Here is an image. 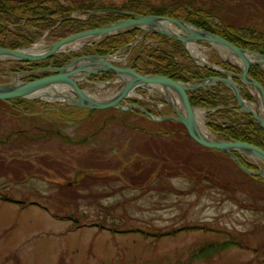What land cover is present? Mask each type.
I'll use <instances>...</instances> for the list:
<instances>
[{
  "label": "rangeland",
  "instance_id": "obj_1",
  "mask_svg": "<svg viewBox=\"0 0 264 264\" xmlns=\"http://www.w3.org/2000/svg\"><path fill=\"white\" fill-rule=\"evenodd\" d=\"M79 1L121 7L127 0ZM149 1L157 5L164 0ZM218 2L227 8L224 14L228 20L264 30V0H205L204 7ZM76 14L85 16L82 12ZM26 29L34 33L35 44L45 46L54 41L40 36L32 27ZM197 46L210 63L223 60L222 47L205 46L203 42ZM66 51L55 56L90 53L94 47L85 44L75 52ZM130 61L126 52L117 56L119 64L129 66ZM21 66L10 59L0 60V83L16 77L26 81L27 75L17 76L16 68ZM96 79L107 81L99 76ZM118 87L119 83L107 84L92 94L97 96L99 91L98 97H107ZM249 89L257 97L249 103L257 106V93ZM149 95L160 98L154 92ZM10 101H0V196L26 199L29 205L0 198V264H264V209L253 212L243 202L251 190L257 193L258 187L250 186L248 177L230 160L208 153L200 154L201 161L198 158L195 163L214 162L219 179L235 184L203 192L192 189L195 176L191 171H196L185 170L183 164L204 149L176 121L154 122L137 112L111 107L107 108L109 114L125 117L124 121L109 117L107 125L94 135L98 113L82 119V115L69 113L65 107L61 108L62 115L44 110L59 107L57 102H49L48 106L30 103L24 111V104ZM162 108L168 112L169 107ZM208 113L209 129L214 119ZM56 130L75 141L87 135L89 139L71 143L52 133ZM173 150L178 160L170 156ZM242 155L263 166L260 160ZM180 164L182 169H175ZM68 183H73L77 192L58 194V185ZM57 211L59 215L53 213ZM69 211L84 218L81 226L73 227L65 217ZM99 223L108 228H100ZM184 226L189 228L160 238L155 235ZM112 227L117 229L115 233ZM227 239L241 247L236 244L223 249L210 259L196 257L202 246Z\"/></svg>",
  "mask_w": 264,
  "mask_h": 264
},
{
  "label": "trees",
  "instance_id": "obj_2",
  "mask_svg": "<svg viewBox=\"0 0 264 264\" xmlns=\"http://www.w3.org/2000/svg\"><path fill=\"white\" fill-rule=\"evenodd\" d=\"M200 1L201 0H199V2ZM204 5L205 0H202L201 4H199L197 0H164L163 3L157 5L149 0H127L121 7H112L110 5L97 6L94 3L80 2L79 0H0V46L17 49L27 47L34 43L36 41L34 33L29 29H26L27 26L34 28V30L37 31L36 33H41L40 36L47 32V37H49V39L57 40L82 30L97 28L124 18L125 16L120 13L107 11L118 10L139 13L142 15H165L181 19L222 36L238 47L264 54V30L250 25H239L232 22L230 19L228 20L224 14L227 12V8L224 4L219 5L218 2L217 5L212 4L208 8L204 7ZM93 10L105 11L99 14H93L85 19L79 18L81 16L76 14L82 12L87 16ZM219 12H222L225 17ZM72 15H76L77 18L70 19L69 17ZM61 19L63 20L59 23ZM141 34L142 30L140 28H133L125 32L105 37L99 42L93 44V52L105 55L108 53H114L119 49L125 50L130 54L131 66L138 72L166 75L183 82H192L210 76H222L221 73L198 65L191 58L185 46L180 41L168 38L165 35L159 33H147L143 42H138L134 45L131 44L137 40ZM148 40H153L155 43H147L146 41ZM217 63L225 69L237 71L229 62L221 60ZM13 64L23 65L16 68L19 71L21 69L31 71L41 67L43 61ZM249 74L264 87V67L253 65L250 67ZM106 76H111V74H106ZM28 77L29 76L26 78ZM235 81L241 86V92L245 99L250 102H255L257 100L256 96L247 90L240 80L235 79ZM189 96L193 106L210 109L208 115L214 120L210 122L209 129L218 137L245 141L264 148V129L256 121L251 119V116L248 113L241 112V114H239V108L228 107V105L236 103V99L225 84L219 82L207 88L189 91ZM14 101L17 102V105L18 103L21 105L24 104L25 107L21 108L23 110L26 109L24 111H28L27 106L30 103L40 102L46 106L49 105L48 103L39 100L25 98H16ZM134 101L137 100L135 99ZM5 102L10 103L11 101ZM137 102L141 103V105H147V102ZM219 106L222 107L218 108ZM212 109L216 110L212 111ZM149 111L152 110L149 109ZM109 112V109H96L90 115L83 118L89 119L92 115L98 113L94 119L95 130L92 134L94 133V135H96L98 131H101L102 127L107 125L109 117H111L110 119H117V121H124L125 117L122 119L120 115L116 114L121 117L117 118L114 117V114H109ZM129 112H137L141 114V111L137 108ZM58 113L62 115L61 111H58ZM108 114L110 116H107ZM218 118L220 121H216ZM100 121L101 123L98 124ZM170 121L171 120L165 122ZM172 122L174 121L172 120ZM179 124L186 129L183 124L177 122V125ZM168 132L170 131H166V133ZM202 148L204 149L202 153H199L198 155L193 154L187 158V161L184 164L182 163L185 170L189 169L190 171H196H191L195 176V187L192 189L198 188L203 192L206 188H219L223 185L233 186L235 184V182L231 183L230 181L229 183H224L219 179L218 172L215 168L217 166L213 165L214 162L206 160L199 162L200 164L195 163L198 158V161H201L200 154H219L230 160L244 177H248L250 186L258 187V192L254 193V191L251 190L246 197L247 200L243 199V202L251 207L253 212H261L264 209V179L259 176L245 173L229 155L215 149ZM172 152L173 153H171L170 156L172 158L176 157V153H174L176 150H173ZM180 154H182V152H180ZM236 155L245 167L249 169H257L256 163L250 162L247 157H244L240 153H236ZM181 156L182 155H180V157ZM177 157L176 159L178 160ZM191 158H195V160L192 161ZM183 165L180 164L179 167H175V169H182L181 167ZM72 186H74L73 183H68V185H58V194L62 195L61 193L65 194L68 192L70 195H74L77 191L73 189ZM162 187L165 188L164 186ZM65 190L67 191L65 192ZM250 194L252 195L249 196ZM0 198L8 202H19L22 204L21 206L29 205V202H27L26 199L15 200L9 195H2ZM67 203L69 205H75V202L69 203L67 201ZM76 208H79V206H76ZM53 213L55 215L60 214L58 211ZM65 217L73 222V227L75 228L81 226V223L84 220V218L79 216L75 211H69ZM113 224L115 225V223ZM98 225L102 229L108 228L104 223H99ZM188 228L189 226H184L172 229L166 233L159 231V233H155V235L157 238H160L164 234H175L181 229ZM116 231V228H111L112 233H115ZM143 234H145L146 237L150 236L149 232H143ZM236 244L237 243L233 239H227L217 244L209 243L197 250L196 257L210 259L214 254L220 253L221 250L232 247ZM238 246H240V243Z\"/></svg>",
  "mask_w": 264,
  "mask_h": 264
},
{
  "label": "water",
  "instance_id": "obj_3",
  "mask_svg": "<svg viewBox=\"0 0 264 264\" xmlns=\"http://www.w3.org/2000/svg\"><path fill=\"white\" fill-rule=\"evenodd\" d=\"M104 11L105 10H93L87 16L79 18H89L93 14H99ZM107 11L120 13L125 17L97 28L82 30L70 34L67 37L57 39L43 46V49L36 53L27 51L34 46L35 43L17 49L0 46V57L4 56L19 62L44 61L58 53H67L66 50H62L67 44L81 42V48L85 44L99 42L105 37L125 32L133 28H140L142 34L135 42H139L140 40L143 41L147 33H159L168 38L178 40L185 46L191 58L198 65L221 73L222 76H210L192 82H183L166 75L141 73L132 66L117 64L115 61L117 60L120 50L105 55L89 53L76 55L60 67L46 66L31 72H18L17 76L24 73L39 74L48 72V74L26 81L16 77L13 81L0 83V100L10 101L16 98H25L30 100H43L45 102H59L67 106L87 109V114L95 109H107L111 107H116L121 110L138 108L152 121L175 120L183 124L187 129V134L202 147L215 149L229 155L245 173L259 176L264 179V148L245 141L221 137L209 138L204 136L199 130L195 116V109L198 107L192 105L189 96V91L207 88L221 82L230 89V92L236 99V103L230 104L228 107L242 109L264 129V87L249 74L250 67L253 65L264 67V54L238 47L222 36L181 19L165 15H142L118 10ZM69 18H77V16L72 15ZM62 20L63 19H61L59 23L62 22ZM135 42L131 44H135ZM198 42H206L211 46L225 48L234 55L239 56L243 61V65H237L224 58L225 61L229 62L237 70L233 71L225 69L215 63H210L203 58L196 57L189 51L188 44L195 43L197 45ZM75 50L77 49H69L68 52H75ZM247 53L253 55L255 58L249 59ZM99 73L113 74V77L107 81V84L119 83V87L116 91H113V94L111 93L106 98L95 97L89 93V89L98 87L96 84L89 88L83 87L80 84L81 80H86L87 77ZM235 79L240 80L242 83L255 90L263 114L257 113L248 106L249 102L243 97L241 89ZM138 89H146L159 95L171 109L172 113L155 117L144 106L135 102H127L126 99L135 95ZM171 93L177 96L183 111L179 110L176 105L171 102ZM43 95H49L55 99L50 100ZM150 102L157 103L152 100H150ZM220 107L222 106L218 108ZM203 110L207 113L210 109L205 108ZM236 153L245 154L248 157L260 160L263 166L257 164V170L249 169L242 164Z\"/></svg>",
  "mask_w": 264,
  "mask_h": 264
},
{
  "label": "bare ground",
  "instance_id": "obj_4",
  "mask_svg": "<svg viewBox=\"0 0 264 264\" xmlns=\"http://www.w3.org/2000/svg\"><path fill=\"white\" fill-rule=\"evenodd\" d=\"M81 44H82L81 42H73V43L65 45L62 48V50L65 51L66 49H79ZM188 48H189V51L193 55H195L198 58H203L201 51L199 50L198 46L195 43H189L188 44ZM42 49H43V44L37 43L34 46H32L31 48H29V50H27V51H29L31 53H36V52L41 51ZM221 49H222L221 52H222V57L223 58H225L227 60H230L231 62H233V63H235L237 65H241V66L243 65V61H242V59L239 56L234 55L233 53L229 52L225 48H221ZM247 57L249 59H254L255 58L253 55H251L249 53H247ZM2 59H8V58L4 57V56H1L0 60H2ZM104 86H105V84H101V85L98 86V88L102 89V88H104ZM114 91H116V89ZM97 93L99 94L100 92L98 91ZM98 94H97V96H98ZM173 95H174L173 93L170 94L171 102H173L179 110L183 111L179 100L176 97H172ZM43 96L45 98H47V99H50V100H54L55 99L54 97L49 96V95H47V96L43 95ZM59 98L63 99L62 97H59ZM248 106L251 109H253L254 111H256L257 113L263 114L262 107H261L260 103H258L257 106H253V105H251L249 103ZM195 116H196L197 124H198L199 130L201 131V133L204 136H206V137L215 138L214 134L211 133V131L208 129V127L206 125V111L203 110V109H198L197 108V109H195Z\"/></svg>",
  "mask_w": 264,
  "mask_h": 264
},
{
  "label": "flooded vegetation",
  "instance_id": "obj_5",
  "mask_svg": "<svg viewBox=\"0 0 264 264\" xmlns=\"http://www.w3.org/2000/svg\"><path fill=\"white\" fill-rule=\"evenodd\" d=\"M60 60V61H59ZM69 60V55H58V57L57 56H52V57H50V58H48V59H46L45 61H43V65L41 66V67H46V66H54V67H60V66H62L63 64H65L67 61ZM59 64H61V65H59ZM48 74V73H47ZM44 75H46V74H44ZM99 77H103V78H105V76H103V75H101V76H99ZM139 91H142L141 89H139ZM145 95V94H144ZM146 96V95H145ZM134 97H136V98H134ZM131 98H134V100L136 99L137 101H142V102H146L147 101V99L146 100H143L142 98H143V96H140V95H138V94H136V96H134V95H132V96H130L129 97V99H126V101L127 102H135V103H138V104H141V103H139V102H137V101H132V100H130ZM148 102V101H147ZM148 103H150V102H148ZM143 105V104H142ZM151 105V104H150ZM144 107H148L149 105H146V104H144L143 105ZM154 105H151V107L149 108V109H152V108H154L153 107ZM60 108H62V107H65L66 108V110L68 111V112H71L72 114H77V115H82V118H85V117H87L88 115H90L91 113H89V114H87V112H88V110L87 109H79V108H75V107H71V106H66V105H62V106H59ZM158 107V106H157ZM114 108H116V107H114ZM161 107H159V108H157V112H158V114H159V116L160 115H164V114H170L169 113V111L171 110L170 108L169 109H167L166 107H165V109H167V111L168 112H164L165 110H162V109H160ZM45 109H52V107H50V108H46L45 107ZM116 109H118L119 111H123V112H125V111H132V110H134V109H131V110H121V109H119V108H116ZM154 110H155V108H154ZM151 112V111H150ZM141 115H143V114H141ZM114 117H117V118H121V117H119V116H117V115H115L114 114ZM53 133H56V134H60V132H59V130H56V131H53ZM88 140V136H85L83 139H81L80 141L81 142H84V141H87ZM79 142V141H78Z\"/></svg>",
  "mask_w": 264,
  "mask_h": 264
}]
</instances>
